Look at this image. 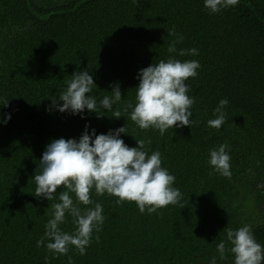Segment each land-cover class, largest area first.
<instances>
[{"label": "trees", "instance_id": "1", "mask_svg": "<svg viewBox=\"0 0 264 264\" xmlns=\"http://www.w3.org/2000/svg\"><path fill=\"white\" fill-rule=\"evenodd\" d=\"M173 29L175 35H169ZM180 36L177 52L169 53V44ZM192 48L198 55H179ZM169 57L197 60L201 67L186 81L195 100L194 123L161 135L139 128L130 118L132 108L123 109L129 101L135 106L139 70ZM77 71L89 72L95 81L91 95L103 114L99 118L87 109L72 114L51 108V97L65 91ZM114 85L122 93L113 105L119 118L99 106ZM0 86L9 99L7 107L0 104V264H69V256L72 264H144L129 247L147 244L155 257L156 246L175 233V220L205 244L204 213L229 197L246 217L256 193L264 192V0H239L216 13L205 0H0ZM4 99L0 95V102ZM222 99L229 101L228 118L216 129L208 121L216 118ZM6 114L11 118L3 123ZM86 124L97 135L125 126L120 138L129 147L150 139L146 150L161 153L162 167L175 176L173 187L182 198L172 206L168 226L161 209L141 213L135 202L118 206V197L98 196L93 189V203L79 207L102 205L101 231L93 230L84 255L74 246L67 255L54 254L47 239L40 247L37 241L65 189L58 188L52 201L38 198L34 175L47 144L78 140ZM224 143L230 145L231 179L209 163L211 150ZM60 227L73 233V217L66 213Z\"/></svg>", "mask_w": 264, "mask_h": 264}, {"label": "clouds", "instance_id": "2", "mask_svg": "<svg viewBox=\"0 0 264 264\" xmlns=\"http://www.w3.org/2000/svg\"><path fill=\"white\" fill-rule=\"evenodd\" d=\"M238 3L239 0H205V7L216 13ZM168 34L175 35V30ZM182 40L183 36H180L178 40L172 41L168 47L169 53L177 52L176 43ZM188 54L198 55V49L179 50L180 56ZM200 67L197 60L182 62L169 57L140 69L135 106L133 108L129 101L124 112L132 108L130 118L139 128L158 129L161 135L169 128L191 127L194 121L190 119V109L195 100L187 94L190 86L186 81L195 77ZM66 83L65 91L51 97L52 109L72 114H81L87 109L96 112L98 118L103 115L98 110L96 98L91 95L96 84L89 72H74L72 79ZM111 92V96L106 95L100 100L99 106L112 111L111 116L119 118L122 116L121 111H113V105L121 101L122 93L118 85H114ZM8 101L4 99L0 104L7 107ZM228 103L227 99L219 101L213 112L216 118L208 121L210 127L220 129L225 123L228 117L224 108ZM10 118V114H6L3 123H7ZM121 133H127L125 126L97 135L95 129L89 133L86 124L78 140L59 138L46 145L34 175L36 187L33 193L38 198L52 201L56 199L58 188L65 190L60 192L59 202L52 205L53 218L47 222L46 231L37 241V247L44 245L47 239L49 242L46 247L54 254L67 255L70 246H74L80 255L86 254L93 230L97 233L101 231L105 219L100 203H95L94 208L82 210L79 207V204L87 206L93 203V189L98 196L107 193L118 197L115 201L118 206L125 201L135 202L141 213L147 210L151 214L181 200L180 190L173 187L175 176L162 167L161 153L154 151L149 155L146 150V143L150 145L151 140H137L136 147H129L120 138ZM229 148L230 145L224 143L218 149L211 150L209 163L216 172L231 179V157L226 151ZM72 193L75 194V203ZM66 213L73 217L76 225L71 234L60 227L65 223ZM226 231L227 240L217 245L221 259L226 258L225 253L228 251L234 254V264H264V246L256 241L251 225L245 224L237 230L228 228ZM96 241L99 242L98 235ZM229 243L230 248L226 247ZM68 261L72 264L71 256ZM211 264H216L215 256Z\"/></svg>", "mask_w": 264, "mask_h": 264}, {"label": "flooded vegetation", "instance_id": "3", "mask_svg": "<svg viewBox=\"0 0 264 264\" xmlns=\"http://www.w3.org/2000/svg\"><path fill=\"white\" fill-rule=\"evenodd\" d=\"M6 85V83H5ZM9 86V85H8ZM1 98L6 99V93L1 90ZM254 207L245 217L238 207L231 204V198H226L220 201L218 207L211 209L210 212L204 213L203 220L207 225V229L201 239L205 244L195 241L186 229H179V223L174 221L172 227L176 229L175 233H169L166 238H163L162 245H157V255L154 257L151 255L147 244H143L137 249L129 247L128 252L133 254L137 253V256L144 258V264H211L213 256L216 257V264H234V254L226 251L225 259H221L219 252L217 251V245L222 241L227 240V229L237 230L245 224L252 226L253 234L256 241L264 246V192L255 195ZM173 205L161 208V211L167 216H163L166 224L170 226L173 216L169 214ZM161 218V217H160ZM162 219V218H161ZM163 220V219H162ZM226 247H231V244H227ZM174 249L178 252L174 253ZM146 250L148 255L141 254ZM173 252V254H172ZM134 261V259H133Z\"/></svg>", "mask_w": 264, "mask_h": 264}]
</instances>
